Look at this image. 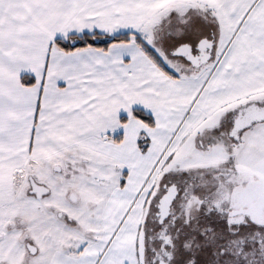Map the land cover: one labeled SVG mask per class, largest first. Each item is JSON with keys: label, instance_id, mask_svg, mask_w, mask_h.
I'll return each instance as SVG.
<instances>
[{"label": "snow or ice", "instance_id": "obj_1", "mask_svg": "<svg viewBox=\"0 0 264 264\" xmlns=\"http://www.w3.org/2000/svg\"><path fill=\"white\" fill-rule=\"evenodd\" d=\"M0 264H264V0H0Z\"/></svg>", "mask_w": 264, "mask_h": 264}, {"label": "trees", "instance_id": "obj_2", "mask_svg": "<svg viewBox=\"0 0 264 264\" xmlns=\"http://www.w3.org/2000/svg\"><path fill=\"white\" fill-rule=\"evenodd\" d=\"M98 46H104L103 43H100Z\"/></svg>", "mask_w": 264, "mask_h": 264}]
</instances>
